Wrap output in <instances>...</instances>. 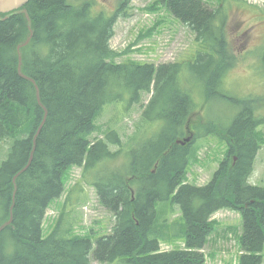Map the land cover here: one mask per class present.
<instances>
[{
    "label": "trees",
    "instance_id": "1",
    "mask_svg": "<svg viewBox=\"0 0 264 264\" xmlns=\"http://www.w3.org/2000/svg\"><path fill=\"white\" fill-rule=\"evenodd\" d=\"M159 1L206 49L194 62H118L111 46L115 17H92L89 2L74 6L68 0H30L25 9L34 37L21 50L22 76L17 51L30 36L27 18L1 15L0 146L9 148L6 160L0 156V227L12 222L0 233V264H92V257L104 264H205L212 216L224 209L241 214L238 264H264V187L249 184L261 148L257 127L264 120L245 103L250 100H237L224 90L223 80L237 61L227 40V4L210 9L203 0ZM191 82L201 89L203 102L240 108L230 126L213 123L225 131L229 149L203 186L186 182L192 146L178 144L198 110ZM124 94L130 95L127 108L152 94L138 129L161 127L126 154L121 168L91 184L114 214L110 233L96 247L87 237L58 231L44 238L43 222L50 203L65 190L66 170L77 166L85 171L124 154L110 148L122 145L118 131L89 140L101 112L122 102ZM46 111L32 162L22 172ZM170 201L185 221V248L163 251L157 207Z\"/></svg>",
    "mask_w": 264,
    "mask_h": 264
},
{
    "label": "rangeland",
    "instance_id": "2",
    "mask_svg": "<svg viewBox=\"0 0 264 264\" xmlns=\"http://www.w3.org/2000/svg\"><path fill=\"white\" fill-rule=\"evenodd\" d=\"M68 2L74 6L91 3V16L94 18L102 14L107 18L115 17V34L111 39V46L118 53V62L134 61L156 66L163 63H189L194 62L199 53L206 51L196 40V35L173 17L159 0ZM203 2L210 9L227 4V40L237 61L223 80L224 90L237 100H250L251 102L245 103H251L257 117L264 120V0ZM189 88L198 110L189 118L193 132L178 140V144L182 148L192 146L185 175L186 182L203 186L211 181L229 149L225 131L213 123L223 127L230 126L240 108L220 101L207 104L203 102L204 98L197 84L191 82ZM151 98L152 94L145 95L140 103L127 108L130 95L124 94L122 102L109 105L101 112L96 120L97 127L89 140L95 142L105 139L109 132L118 131L122 145H113L110 148L113 153L121 150L124 154L118 159L95 164L93 168L85 171L83 167L77 166L66 170L63 176L65 190L60 198L50 203L43 222L44 238L58 231L68 237H87L96 247L97 240L110 233L115 221L114 215L100 203L96 189L91 184L101 177L111 176L121 168L127 162L126 154L134 147L146 143L161 127V123L146 124L142 133L138 129L142 125V108ZM257 128L261 148L255 159L249 184L264 187V123ZM187 138L192 139L191 143L185 142ZM197 139L200 140L194 144ZM8 148L7 143L0 146L1 162L7 159L5 152ZM211 224L214 231L209 235L203 250L205 264H238L242 253L240 212L221 210L212 216ZM156 227L162 235L163 251L185 248V221L180 207L172 201L158 205ZM92 264L104 263L97 262L92 257Z\"/></svg>",
    "mask_w": 264,
    "mask_h": 264
},
{
    "label": "water",
    "instance_id": "3",
    "mask_svg": "<svg viewBox=\"0 0 264 264\" xmlns=\"http://www.w3.org/2000/svg\"><path fill=\"white\" fill-rule=\"evenodd\" d=\"M30 0H0V20H3L4 18L1 17V15H6V17H9L11 14H23L26 16L27 21H28V28H29V32H30V36L28 37V39L26 40V42L22 45H20L18 47V56H19V61H20V65H19V73L22 75V53L21 50L23 48H25L33 39L34 37V32H33V24H32V20L29 16L28 11L25 9L26 5L28 4ZM23 76V75H22ZM27 78V77H26ZM31 82H33L34 84L35 81L30 80ZM37 88V87H36ZM39 90L37 88V95L39 98ZM47 117V111H46V115H45V119L43 124L40 126L38 133L34 139V146H33V151L31 154V161L33 159V153L35 151L36 148V141L37 138L39 137L41 130L46 122V118ZM192 139L187 138L185 140L186 143L191 142ZM24 171V170H23ZM20 173L16 175L15 179H17L19 177ZM12 221L6 222L2 227H0V233L9 226V224H11Z\"/></svg>",
    "mask_w": 264,
    "mask_h": 264
},
{
    "label": "bare ground",
    "instance_id": "4",
    "mask_svg": "<svg viewBox=\"0 0 264 264\" xmlns=\"http://www.w3.org/2000/svg\"><path fill=\"white\" fill-rule=\"evenodd\" d=\"M152 94H153V93H152ZM33 146H34V145H33ZM31 162H32V161H31V157H30L29 163H28L27 166L23 169L24 171H26V170L29 168V165L31 164ZM23 170H22V172H24ZM22 172H20V175H21ZM14 180L16 181L15 178H14ZM112 214H113V213H112ZM113 215H114V214H113ZM4 224H5V223H4ZM4 224H3V225H4ZM3 225H2V226H3ZM9 225H10V224H9ZM2 226H1V227H2Z\"/></svg>",
    "mask_w": 264,
    "mask_h": 264
}]
</instances>
